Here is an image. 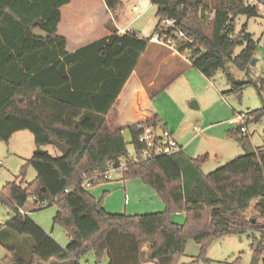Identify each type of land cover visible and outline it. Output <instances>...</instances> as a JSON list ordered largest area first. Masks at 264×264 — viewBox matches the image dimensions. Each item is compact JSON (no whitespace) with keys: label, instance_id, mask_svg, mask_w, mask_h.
I'll use <instances>...</instances> for the list:
<instances>
[{"label":"trees","instance_id":"1","mask_svg":"<svg viewBox=\"0 0 264 264\" xmlns=\"http://www.w3.org/2000/svg\"><path fill=\"white\" fill-rule=\"evenodd\" d=\"M244 1L215 0L209 15L208 5L201 0H151L157 9L155 33L162 20L177 21L195 41L189 47L192 67L208 79L226 74L230 63L248 72L260 41L246 27L236 34L235 20L259 12L246 8ZM104 2L114 17L123 8L122 0ZM70 3L0 0V141L9 143L15 134L28 131L38 150L54 146V140L68 148L67 155L56 158L48 153L34 155L21 169L22 183H10L0 190V203L16 213L6 228L33 240L29 262L13 255L0 264H81V258L90 253L96 264H102L106 256L108 264H179L189 239L201 246V256H205L216 240L247 234L252 251L261 258L264 222L257 219L253 223L248 213L255 204L264 219V146L209 175L202 172L209 155L191 159L182 150L170 157L131 163L123 130L118 128V100L151 39H141L134 32L121 35L110 22L109 37L69 54L67 40L58 35V28L60 9ZM37 28L48 38L33 37ZM239 47L244 48L234 57ZM228 80L232 94H240L246 83H253L236 82L230 76ZM249 116L247 124L259 122L264 109ZM142 126L168 130L159 116L130 127L138 156L144 148L139 143ZM227 136L244 147L250 143L240 127L230 129ZM122 158L129 160L123 179L139 180L151 188L164 211L111 214L103 199L97 200L82 187L86 177L118 166ZM28 167L37 177L24 187ZM32 197L41 208L45 203L57 206L54 223L68 235L67 247L19 213ZM180 213L186 214L183 225L172 221Z\"/></svg>","mask_w":264,"mask_h":264},{"label":"rangeland","instance_id":"2","mask_svg":"<svg viewBox=\"0 0 264 264\" xmlns=\"http://www.w3.org/2000/svg\"><path fill=\"white\" fill-rule=\"evenodd\" d=\"M81 1L83 0H79L80 3ZM91 1L90 9L93 12V18L96 20L92 35L101 39L103 38L102 21L105 18L104 12L96 0ZM201 1L209 7L206 13L212 15L210 11L215 4V0ZM135 5H139L142 10L144 6L150 5V8H147L146 14H143L144 16L141 19H136V24L128 32L137 30V34L141 39L150 40L155 34V28L158 24L157 9L152 5L151 0H133L131 6ZM134 18L136 17L128 15L126 11L118 21L114 18L113 25L115 28L117 26L125 27ZM244 27H246L247 33L254 37V40L260 41L254 58L256 64L251 63L248 72H242L233 63H230L227 66L226 74L220 72L212 81L208 82L202 74L194 70L190 62L181 56L176 57V68H172L174 64L170 60L172 52L151 42L150 48L138 65L137 76H134L130 84L132 89H137L139 87L136 86H147L150 80L157 78L156 87L152 89V94L156 96V100L155 103L151 104L149 113H160L166 120L182 124L184 135L192 144L189 146L195 149L196 152L195 154H192L193 151L190 153L187 147V153L192 157L196 159L210 155L209 162L202 167L204 175H209L228 162L247 154V146L244 147L236 140L228 138L227 131L238 127L234 124L230 125L228 120L238 115H249L264 109V83H262L264 81V15L262 12L252 18L237 17L235 20L236 34H240ZM58 34L60 36V33ZM243 48H237L234 57L238 56ZM228 76L236 82L253 83H246L240 94H232L229 93L232 83L228 80ZM194 102H199L200 109L194 105ZM123 116L119 120L118 126L132 120L128 114ZM246 127L248 132L244 134V137L249 138V145L252 148L263 147L264 116L259 122H250ZM194 128H197L198 131H195ZM200 134L203 135V138L200 137ZM123 136L127 143L129 155L131 157L135 156L136 152L131 144V134L126 132ZM37 150L34 137L28 131L17 133L9 143L0 141V190L10 183L18 185L22 183L21 169L35 155ZM44 151L54 158L61 155L54 146H47ZM36 177L37 172L28 167L24 187L32 183ZM117 178H123V176L114 175L112 179L115 181ZM103 183L108 182L100 184ZM100 184L94 185L90 192H94L97 189L95 186ZM108 196L109 194L103 193L99 200L103 199L105 203ZM139 200L143 201L142 198L135 199L131 197L130 205H127L125 196H123L119 203L110 210L106 208V211L111 214H154V212L150 213L152 212L151 209H145V201V203H140ZM22 210L27 213L28 218L38 224L60 246L67 247L70 242L68 235L60 225L54 223V217L58 210L56 205L47 206L45 204L41 208L30 199ZM15 215V211L10 206L0 203V262L13 255H17L26 262L31 260L33 240L28 236L17 235L6 228V223ZM248 218L258 219L260 223L264 222L255 204L252 205ZM185 221V213H180L173 218V222L179 225H183ZM248 235L241 237L228 236L216 240L208 248L205 256H201V246L194 240L189 239L184 247L183 255L180 257L179 264H252L254 255ZM256 236L259 237V234L256 233ZM148 248V245H145L144 251H147ZM80 262L81 264H96L93 253L82 257ZM108 262L109 259L106 256L102 264H108ZM51 264L70 263L54 262ZM259 264H264V254L259 258Z\"/></svg>","mask_w":264,"mask_h":264},{"label":"crops","instance_id":"3","mask_svg":"<svg viewBox=\"0 0 264 264\" xmlns=\"http://www.w3.org/2000/svg\"><path fill=\"white\" fill-rule=\"evenodd\" d=\"M96 1L100 4V7L102 11L104 12V16H105L104 20L102 21V26H103L102 37L103 38H107L111 35V32L107 30V24L110 22H113L114 18L118 21V19L122 15H124L126 11L128 12V15L135 16L133 14V8L136 5L131 6V2L133 0H122L123 8L119 10V12L117 13V17H114L108 11L104 0H96ZM91 2H92L91 0H87V2L86 0H83L80 3L79 0H71V3L69 5H66L60 9L62 20L58 28V33H60L61 37L67 40L66 51L69 54H72L78 51L79 49L93 43L92 41L96 42L100 40L99 37H93L92 35L94 33L93 30L95 28L94 25L96 23V20L93 18L92 16L93 12H91V9H90ZM148 7L150 8V5L144 6L143 10L146 11ZM143 14L145 15L146 12H144ZM144 15H142L139 19H141ZM135 21L136 19L134 18L125 27L117 26V29L118 30H122V29L130 30L136 24ZM131 32L138 33L137 30H131ZM170 60L171 62L174 63L173 65L172 63H170L172 65V68H176L175 62H177V58L174 56H171ZM195 71L198 72L197 70ZM136 72H137V69L133 73L130 80L127 82L118 100L119 102L118 111L120 114L119 120L122 117H124L123 115L125 114H128L129 118L132 120L129 122H125L122 126H118V128L123 130L122 133L124 135L126 132L130 133L129 131L130 127L140 124V123L147 122L148 120L152 119L154 116H159L161 120L164 122V124L167 125L168 130L173 134L175 140L178 142V144L182 148V151L189 158L195 159L189 153H187V150H186L187 147L190 150V153L191 151H193L192 154H195L196 152H195V149H192V147L189 146L192 144H191V141L187 140V137L184 135V132H183L184 130L181 127L182 124L172 123L171 121L163 118L160 113L159 114L149 113L151 104L155 103V100H156V96L152 94V89L156 87L157 78L150 80L147 86H136L139 88L132 89V87H130V84L134 76H137ZM198 73L201 74L200 72ZM204 78L208 82L214 79V78L208 79L206 77ZM207 84L211 85L212 83H207ZM141 87L142 89H140ZM194 105L198 109H200L199 102H194ZM233 119L234 118H231L230 120H228V123L230 125ZM194 129L195 131H198L197 128H194ZM200 137L203 138V135L200 134ZM42 150H44V148ZM96 187L97 189L94 192H90L91 189H89L88 191L97 200H99V197H101L103 193L109 194L107 200H105V203H104L105 209L106 208L108 210L112 209L114 205L119 203L120 202L119 200L123 198V196H125L127 205H130L131 197L135 199H138L139 197L143 199V201L139 200L140 203L146 202L145 209H151L150 211L152 212L150 213H153V212L159 213V212L164 211V204L158 198L156 193L151 188L142 184L139 180H124L123 178H117L115 179V181L103 183L98 186H95V188ZM176 215L178 216V214H175L174 216L176 217ZM174 216L172 217V221H173ZM253 255L255 256L254 252H253Z\"/></svg>","mask_w":264,"mask_h":264},{"label":"built area","instance_id":"4","mask_svg":"<svg viewBox=\"0 0 264 264\" xmlns=\"http://www.w3.org/2000/svg\"><path fill=\"white\" fill-rule=\"evenodd\" d=\"M244 5L246 8L256 9L258 12H262L264 15V0H245ZM144 12L145 11L142 10L139 5H136L133 8V14L136 17L135 19H139ZM119 33L121 35H125L128 33V30H119ZM151 42L170 50L172 52V56H181L186 61L191 63L192 57L189 47L195 45V41L193 38L186 35V33L178 26L177 21L171 19L162 20L160 22V28L158 32L152 36ZM249 118V115H238L231 121V124L240 127L242 133L245 134L248 132L246 125ZM141 129L143 130V133L139 137V143L143 145L144 148L141 150L140 156H138L137 153L133 157L130 156L129 159L131 163L148 161L153 157L158 156L170 157L182 150L178 142L175 140L173 134L169 130H162V134L159 135V131L161 129L144 126H142ZM128 168L129 160L122 158L120 159L118 166H109L108 170L103 173H96L92 176L86 177L82 187L88 191L94 185L100 184L102 182H112L114 181L112 179L114 175L123 176L127 172ZM67 192H69V190ZM30 199L32 201L36 200L35 197ZM19 213L22 216H27V213L22 209H19Z\"/></svg>","mask_w":264,"mask_h":264},{"label":"water","instance_id":"5","mask_svg":"<svg viewBox=\"0 0 264 264\" xmlns=\"http://www.w3.org/2000/svg\"><path fill=\"white\" fill-rule=\"evenodd\" d=\"M48 36H49L48 34L42 32L39 28L35 29V31L33 32V37H35V38L46 39V38H48ZM252 64L255 65L256 64V60H253ZM161 134H162V130L159 131V135H161ZM53 144H54V147L61 153L62 156H65V155L68 154V148L65 146V144L60 143L57 140H54ZM246 151L248 153H252L253 152V148L250 145H247ZM46 154L47 153L44 150H37L35 152V155L43 156V155H46ZM255 222L256 221L253 220V223H255ZM258 262H259V259L256 256H254L252 264H258Z\"/></svg>","mask_w":264,"mask_h":264}]
</instances>
